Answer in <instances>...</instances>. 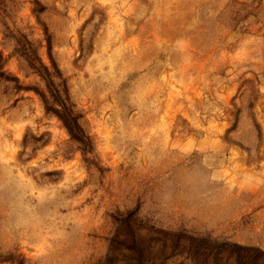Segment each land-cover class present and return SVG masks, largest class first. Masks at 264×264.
I'll return each mask as SVG.
<instances>
[{"label": "rangeland", "instance_id": "1", "mask_svg": "<svg viewBox=\"0 0 264 264\" xmlns=\"http://www.w3.org/2000/svg\"><path fill=\"white\" fill-rule=\"evenodd\" d=\"M0 264H264V0H0Z\"/></svg>", "mask_w": 264, "mask_h": 264}]
</instances>
